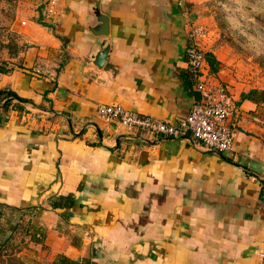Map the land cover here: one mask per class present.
I'll return each mask as SVG.
<instances>
[{
	"label": "crops",
	"instance_id": "obj_1",
	"mask_svg": "<svg viewBox=\"0 0 264 264\" xmlns=\"http://www.w3.org/2000/svg\"><path fill=\"white\" fill-rule=\"evenodd\" d=\"M18 1L9 27L17 49L0 61L8 71L0 73V90L24 101L11 99L0 113V203L42 207L43 244L53 256L89 264H259L264 87L246 85L210 49L207 0ZM193 23L209 28L199 41L200 76L224 85L236 103L225 122L233 132L225 155L96 115L99 105H118L182 121L195 99L184 56ZM67 193L73 205L63 220L47 203Z\"/></svg>",
	"mask_w": 264,
	"mask_h": 264
},
{
	"label": "rangeland",
	"instance_id": "obj_2",
	"mask_svg": "<svg viewBox=\"0 0 264 264\" xmlns=\"http://www.w3.org/2000/svg\"><path fill=\"white\" fill-rule=\"evenodd\" d=\"M205 3L210 17V49L246 85L264 87V0H207ZM18 4V0H0V61L17 49L9 27ZM3 212L0 226L8 216L7 210ZM18 244L20 251L16 257L22 264H44L54 257L45 245L40 249L26 242V238Z\"/></svg>",
	"mask_w": 264,
	"mask_h": 264
},
{
	"label": "built area",
	"instance_id": "obj_3",
	"mask_svg": "<svg viewBox=\"0 0 264 264\" xmlns=\"http://www.w3.org/2000/svg\"><path fill=\"white\" fill-rule=\"evenodd\" d=\"M55 0L49 1L54 6ZM207 34L203 25L193 23L188 28V45L184 49L185 63L193 81L195 99L186 117L177 124L126 111L118 105H99L96 115L105 122H116L128 130H140L160 138L189 139L200 143L207 151L225 155L231 150L233 132L225 122L236 112V104L222 84H211L200 76L203 52L199 41ZM35 73L50 74L48 70ZM264 264V249L257 253Z\"/></svg>",
	"mask_w": 264,
	"mask_h": 264
},
{
	"label": "trees",
	"instance_id": "obj_4",
	"mask_svg": "<svg viewBox=\"0 0 264 264\" xmlns=\"http://www.w3.org/2000/svg\"><path fill=\"white\" fill-rule=\"evenodd\" d=\"M6 72L8 71L0 69V73ZM254 92V90H251L245 94L241 93L239 98H246L248 94ZM261 94H264V92H261ZM11 99L18 102L24 101L10 91L0 90V101H2L0 104V113H6L7 106ZM79 188L80 187H77V190ZM72 205V193L59 195L50 199L47 203V207L55 211L63 220L66 218L63 211L72 207ZM3 210H7L8 216H6L7 218L4 221V225L0 226V264H22L17 259L18 257H16V254L20 251L18 242H23V238H26V242L31 245L38 246L40 249L44 248L43 240L45 237V228L39 222L43 208L39 206L16 208L0 203V217L4 214ZM3 257H5V260H3ZM44 264H89V260L88 258L72 260L64 255L57 254Z\"/></svg>",
	"mask_w": 264,
	"mask_h": 264
},
{
	"label": "water",
	"instance_id": "obj_5",
	"mask_svg": "<svg viewBox=\"0 0 264 264\" xmlns=\"http://www.w3.org/2000/svg\"><path fill=\"white\" fill-rule=\"evenodd\" d=\"M102 22H103V30L101 31V35H104V34H105V29H106V20L103 19ZM104 57H105V51H102V52L97 56L96 61H95V63H94V65H95L97 68H99V67L102 65V63H103V61H104Z\"/></svg>",
	"mask_w": 264,
	"mask_h": 264
}]
</instances>
